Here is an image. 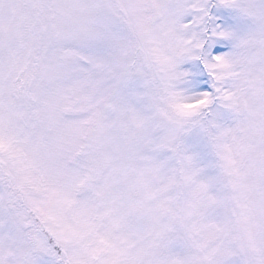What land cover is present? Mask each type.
Instances as JSON below:
<instances>
[{"label":"snow or ice","instance_id":"1","mask_svg":"<svg viewBox=\"0 0 264 264\" xmlns=\"http://www.w3.org/2000/svg\"><path fill=\"white\" fill-rule=\"evenodd\" d=\"M0 264H264V0H0Z\"/></svg>","mask_w":264,"mask_h":264}]
</instances>
